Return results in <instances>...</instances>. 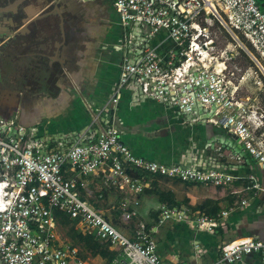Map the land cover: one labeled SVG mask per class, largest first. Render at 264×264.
Here are the masks:
<instances>
[{"label":"built area","instance_id":"1","mask_svg":"<svg viewBox=\"0 0 264 264\" xmlns=\"http://www.w3.org/2000/svg\"><path fill=\"white\" fill-rule=\"evenodd\" d=\"M122 28L116 83L103 103L91 108L90 119L72 139L50 145L33 135V128L16 116H0V264H89L79 248L59 238L55 211L75 221L82 234L93 236L114 252L109 264H166L156 254L155 241L142 220L133 237L124 236L99 210L101 193L81 199L83 177H99L101 185L124 195L115 206L122 222L136 217L138 196L146 178L161 176L181 182L227 187L243 180L251 197L264 185L247 169L248 155L264 173V108L237 97L232 72L225 73L223 54L215 56L208 31L213 18L225 33L241 34L257 56L242 47L264 72V12L255 0H111ZM164 31L171 47L158 53L152 37ZM227 48V47H226ZM131 100H150L172 109L181 122H205L226 132L233 142L209 139V155L190 163L164 164L134 155L120 138L117 105L121 91ZM216 141V142H215ZM233 202L215 214L184 206L156 207L154 230L166 223H185L196 230L216 232L234 208ZM153 230V231H154ZM197 243L193 244L198 249ZM215 262L235 264L242 256L258 254L264 264V237L222 240Z\"/></svg>","mask_w":264,"mask_h":264},{"label":"crops","instance_id":"2","mask_svg":"<svg viewBox=\"0 0 264 264\" xmlns=\"http://www.w3.org/2000/svg\"><path fill=\"white\" fill-rule=\"evenodd\" d=\"M255 1L264 12V0ZM6 8L0 7V44L7 43L0 51V116H16L21 124L34 129L36 138L50 145L56 139H72L90 119L86 104L91 108L100 106L117 80L122 28L111 0H22L17 12L27 22L42 12L45 14L27 26L29 31L23 29L15 36L16 27ZM56 8L61 22L54 12ZM26 21L17 28L25 27ZM158 33L162 35L156 38ZM158 33L151 43L156 45L158 53H163L171 46L162 48L161 44L168 38L164 31ZM181 120L172 109L158 102L134 101L127 90L121 91L117 126L122 142L134 155L164 164H188L204 159L203 156L210 153L202 149L203 145L209 139L221 138L220 130L207 123ZM247 167L240 172L252 173L264 185V173L252 159H248ZM82 180L80 198L88 200L100 192L97 204L103 217L128 238L133 237L135 223L142 220L146 228L151 229L157 256L166 264L215 262L218 245L228 235L232 236L230 239L264 237L263 197L261 194L251 197L250 193L241 191L246 184L243 180L232 181L219 189L218 195L202 196L195 194L211 186L161 176L158 180L160 187L169 189L176 201L187 199L186 204L180 206L190 210H199L196 206L205 198L216 200L219 210L245 198L246 203L234 208L224 219L223 226L217 227L220 233L217 229L213 233L196 230L185 223H166L154 230L153 214L163 202L146 193L150 186L138 196L136 217L124 223L115 208L124 195L102 186L97 176L88 175ZM179 186L188 189L180 199L175 195ZM76 231L83 235L79 229ZM194 243L199 245L198 249L193 248ZM82 253L85 258L89 254ZM94 259L98 260L96 264H105L98 256ZM235 264H259V255H244Z\"/></svg>","mask_w":264,"mask_h":264},{"label":"rangeland","instance_id":"3","mask_svg":"<svg viewBox=\"0 0 264 264\" xmlns=\"http://www.w3.org/2000/svg\"><path fill=\"white\" fill-rule=\"evenodd\" d=\"M210 21H211V25H208V31L210 35L213 36V41L215 45V56H219V52L221 49L223 48L226 49V52L222 56L223 59L225 60L224 63L225 73H230V72L233 73L231 76V81L233 82V84L237 86V97L240 98L242 97L249 103L255 102L264 108V72L262 71L261 68L258 67L256 62L246 52V50H244L241 43L248 50H250L254 54V56L258 58L257 53L253 50L251 45L248 43L247 40H245V38L241 34L236 33V36L238 37L239 41L234 40L230 35L225 33V31H223V29L219 25H217V23L215 22V20H213V18H211ZM161 35L162 33H158L156 35V38H159ZM169 46H171V41H169L168 39H166L161 44V47L164 49ZM259 62L262 64L264 68V62L261 59L259 60ZM219 135L221 136L222 141H226V142L233 141L234 144L236 143V141L233 140V138L224 131H219ZM205 157L206 156H203V158ZM248 159L250 160L251 158L247 155V160ZM151 178L152 177L146 178V183H148L147 187L150 186L149 181L151 180ZM211 187H208V189L207 188L204 189V192L196 193L195 195L196 196L198 195L202 196L205 194L218 195L216 193L219 192V189L222 190V188H224V187H219L216 190V189H212ZM187 190L188 189L186 187L179 186L176 190V194H175L176 197L179 199L185 197ZM155 219L156 217L155 218L153 217L152 222H154ZM115 224H117V222H115ZM57 230L59 233V238L65 237L70 240L66 228L61 227L60 229V227H58ZM79 237L80 234H77L76 239H78ZM231 237L232 236L228 235L224 238V240H228ZM86 258L91 263L96 264V262H98V260L94 259V256H91L90 254H86Z\"/></svg>","mask_w":264,"mask_h":264},{"label":"trees","instance_id":"4","mask_svg":"<svg viewBox=\"0 0 264 264\" xmlns=\"http://www.w3.org/2000/svg\"><path fill=\"white\" fill-rule=\"evenodd\" d=\"M212 126V125H211ZM220 130V129H219ZM222 131V130H220ZM159 176L153 177L149 184L150 189H146V193H151L156 196L159 202H163L168 206H179L181 203L187 202V199H183L182 201H176L174 199L173 193L169 189L161 188L158 184ZM149 188V187H148ZM197 209L203 211L206 214H215L219 210V206L217 205V201L214 199L205 198L203 199L197 206ZM54 215L56 216L57 223L61 229L64 227L67 229L68 236L70 238V245L77 246L79 248L78 255L82 258H85L83 255V251H86L91 256H98L101 258L105 264H109V262L114 257V252L107 249L105 243H100L93 236L83 234L78 239H76V235L78 232L75 228V221L70 220L67 216L59 211H55ZM153 217H156V213L153 214ZM219 230L218 228H216ZM221 231L219 230V233Z\"/></svg>","mask_w":264,"mask_h":264},{"label":"flooded vegetation","instance_id":"5","mask_svg":"<svg viewBox=\"0 0 264 264\" xmlns=\"http://www.w3.org/2000/svg\"><path fill=\"white\" fill-rule=\"evenodd\" d=\"M27 1H30L31 2V0H27ZM21 2H22V0H0V7H7L6 8V10L5 11H8L9 12V17H10V19L12 20V22H13V27H18V26H20L21 24H23V22H25L27 19H23V16H21L18 12H17V10H18V7L21 5ZM52 2H53V0H52ZM52 4V3H51ZM58 16H60L59 15V13H58V10H57V8L55 9V11H54ZM43 13V12H42ZM40 15V14H39ZM39 15H36L35 17H33L32 19H30V21H26V25H25V28H27V26L30 24V25H32V24H34L35 23V21H36V19H38L40 16ZM59 19H60V22H61V16L59 17ZM14 28L16 31H14L15 33H14V36L15 35H18V33H20V28H22V27H20V28ZM28 29V28H27ZM26 29V30H27ZM28 31H29V29H28ZM27 31V32H28ZM7 45V43L5 42V43H1L0 44V51H1V49L2 48H4L5 46ZM0 68H1V66H0Z\"/></svg>","mask_w":264,"mask_h":264},{"label":"water","instance_id":"6","mask_svg":"<svg viewBox=\"0 0 264 264\" xmlns=\"http://www.w3.org/2000/svg\"><path fill=\"white\" fill-rule=\"evenodd\" d=\"M45 13H42V14H40L39 16L41 17V16H43ZM23 29H26L25 27H22V29H20V33L22 32V30Z\"/></svg>","mask_w":264,"mask_h":264}]
</instances>
